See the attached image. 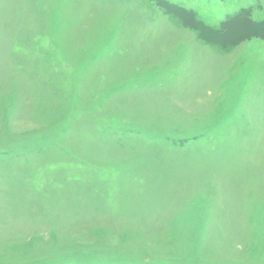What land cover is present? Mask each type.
I'll list each match as a JSON object with an SVG mask.
<instances>
[{"label":"rangeland","instance_id":"1","mask_svg":"<svg viewBox=\"0 0 264 264\" xmlns=\"http://www.w3.org/2000/svg\"><path fill=\"white\" fill-rule=\"evenodd\" d=\"M241 37L149 0H0V264H264V38Z\"/></svg>","mask_w":264,"mask_h":264},{"label":"trees","instance_id":"2","mask_svg":"<svg viewBox=\"0 0 264 264\" xmlns=\"http://www.w3.org/2000/svg\"><path fill=\"white\" fill-rule=\"evenodd\" d=\"M149 1L156 3L166 14L179 19L183 26L201 30L205 38L213 39L218 45H236L242 38L241 34L250 29L252 36L264 38V22L254 24L251 20V13L247 9L228 17L220 28L213 29L202 24L192 10L175 5L167 0Z\"/></svg>","mask_w":264,"mask_h":264}]
</instances>
